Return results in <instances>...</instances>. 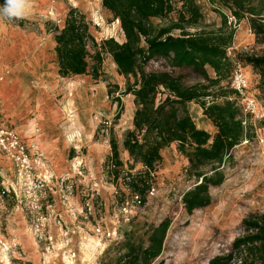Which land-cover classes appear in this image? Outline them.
<instances>
[{"label":"rangeland","instance_id":"374dc122","mask_svg":"<svg viewBox=\"0 0 264 264\" xmlns=\"http://www.w3.org/2000/svg\"><path fill=\"white\" fill-rule=\"evenodd\" d=\"M196 1L203 16L190 32L217 31L225 17L226 29L234 30L227 47L232 68L208 85L207 92L219 97L204 100L216 106L205 110L193 100L178 105V141L160 150L141 203L123 178L125 171L144 170L122 146L136 108L133 95L122 93L126 78L107 54L97 79L62 76L51 50L56 28L72 10L84 14L96 42L124 41L119 23L101 0H29L23 18L0 17V132L13 131L27 157L23 162L16 150L0 146V264H125L129 247L136 248V264H207L230 250L244 218L264 211V92L258 70L239 57L264 55V43L256 41L246 14L238 19L220 0ZM137 39L145 44L143 36ZM87 49L94 51L91 44ZM237 64L246 80L243 94L233 86ZM144 69L160 74L144 104L148 112L173 97L166 85L208 84L189 58L172 50L156 54ZM108 82L118 85L111 96ZM226 102H232L229 108ZM214 140L224 144L211 147ZM114 152L117 180L108 163ZM215 169L223 180L208 185L209 203L188 212L182 195ZM157 240L160 251L151 255Z\"/></svg>","mask_w":264,"mask_h":264},{"label":"trees","instance_id":"16d2710c","mask_svg":"<svg viewBox=\"0 0 264 264\" xmlns=\"http://www.w3.org/2000/svg\"><path fill=\"white\" fill-rule=\"evenodd\" d=\"M232 14L240 19L247 15L251 32L258 42L264 43V0L252 5L254 0H220ZM177 2L180 5L177 6ZM101 5L109 11L113 20H118L124 34V41L118 42L113 37L96 42L90 34L84 14L72 10L64 24L56 28L54 35L55 53L62 76L90 74L93 79L103 75L101 63L104 55H109L116 65L118 74L126 78L123 94H132L135 111L132 117L133 128L128 129L122 140L123 149L133 162L139 163L144 170L137 174L125 171L124 181L131 192L142 202L150 187V174L156 171L161 161L160 150L177 142L175 124L178 121L177 107L180 103L193 100L205 110L216 106L208 104L204 99L213 96L207 92L208 85L218 83L223 73L232 68L231 57L227 47L231 46L234 30L226 29V18L217 31L199 29L190 32L201 20L203 14L196 0H101ZM176 12V18L171 14ZM158 18L164 23L154 24L152 19ZM173 30H179L177 35ZM138 35L144 37L141 44ZM91 44L93 53L87 49ZM172 50L176 55L189 58L195 65L197 73L206 79L207 85L197 87L173 88L166 85L173 97H167L157 103L153 112H148L144 104L155 91L160 74L145 71V64L156 54ZM240 55V54H239ZM240 60L256 68L259 73L258 88L264 92V55L241 54ZM91 59V61L88 60ZM209 65L216 76L211 78L205 68ZM105 76V75H104ZM129 77L133 80L130 81ZM117 84L107 83V94L112 95ZM120 102V96L114 98ZM211 101H214L212 98ZM232 102H226L229 108ZM223 141L214 140L211 147L223 145ZM108 159L111 174L116 180L119 177L120 165L117 155ZM223 175L215 169L213 174H203L200 181L182 195V203L188 212L209 203L208 185H218ZM243 233L236 236L225 254L212 257L207 264H264V211L250 215L242 220ZM155 239V238H153ZM161 240L151 247V255L160 251ZM137 251L129 247L126 251V263L136 264Z\"/></svg>","mask_w":264,"mask_h":264},{"label":"built area","instance_id":"2783aa9c","mask_svg":"<svg viewBox=\"0 0 264 264\" xmlns=\"http://www.w3.org/2000/svg\"><path fill=\"white\" fill-rule=\"evenodd\" d=\"M229 22L235 24L236 19L234 16L229 17ZM234 89L236 92L243 94L245 88H246V80L242 73V69L240 64H237V67L234 70ZM248 107H254L253 100H248ZM248 109V108H247ZM264 116V112H263ZM0 146L4 147V149H13L16 150L18 153V157L21 158L23 162H26L27 157L24 153V146L19 142L17 135L11 131L8 130L6 132H0Z\"/></svg>","mask_w":264,"mask_h":264},{"label":"clouds","instance_id":"9594fccd","mask_svg":"<svg viewBox=\"0 0 264 264\" xmlns=\"http://www.w3.org/2000/svg\"><path fill=\"white\" fill-rule=\"evenodd\" d=\"M29 0H4L0 5V17L23 18L29 11Z\"/></svg>","mask_w":264,"mask_h":264},{"label":"crops","instance_id":"0c3cea01","mask_svg":"<svg viewBox=\"0 0 264 264\" xmlns=\"http://www.w3.org/2000/svg\"><path fill=\"white\" fill-rule=\"evenodd\" d=\"M53 48H54V44H53V47H52V49H51V50H53V51H54V49H53ZM50 52H51V51H50Z\"/></svg>","mask_w":264,"mask_h":264},{"label":"bare ground","instance_id":"6f19581e","mask_svg":"<svg viewBox=\"0 0 264 264\" xmlns=\"http://www.w3.org/2000/svg\"><path fill=\"white\" fill-rule=\"evenodd\" d=\"M116 22H118V20H116Z\"/></svg>","mask_w":264,"mask_h":264}]
</instances>
